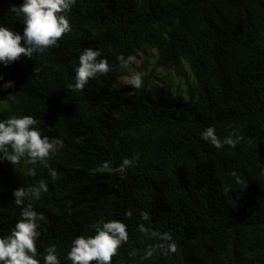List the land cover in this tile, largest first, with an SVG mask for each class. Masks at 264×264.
Returning a JSON list of instances; mask_svg holds the SVG:
<instances>
[{"label": "trees", "instance_id": "trees-1", "mask_svg": "<svg viewBox=\"0 0 264 264\" xmlns=\"http://www.w3.org/2000/svg\"><path fill=\"white\" fill-rule=\"evenodd\" d=\"M22 4L0 0V25L21 35ZM69 19L57 47L0 63V86L14 82L0 90V120L31 115L64 142L48 158L55 180L26 158L0 161V235L20 218L13 191L43 181L48 191L32 201L47 218L41 264L51 245L60 264H71V242L113 219L129 239L111 264H264V0H76ZM87 47L111 71L69 91ZM139 53L142 87L120 86L129 67L120 60ZM209 126L221 139L233 129L243 138L214 148L201 136ZM136 154L138 162L123 164ZM152 231L170 233L178 251L142 259L160 243Z\"/></svg>", "mask_w": 264, "mask_h": 264}, {"label": "clouds", "instance_id": "clouds-1", "mask_svg": "<svg viewBox=\"0 0 264 264\" xmlns=\"http://www.w3.org/2000/svg\"><path fill=\"white\" fill-rule=\"evenodd\" d=\"M76 0H23L19 7V13L23 14L22 23L25 25L23 34L0 25V63L8 65L18 61L21 56L32 59L36 55L44 54L49 49L57 47L63 36L71 32L69 12ZM11 11H17L15 7ZM23 41V43H22ZM101 52L87 47L79 56V66L75 68V83L68 84L69 91L81 92L90 79L98 76H106L111 71V66L106 58L101 59ZM135 58L129 56L121 59L119 67L125 69ZM3 77L0 76V80ZM125 83L132 88L142 87V73H133ZM14 87L13 81L0 86V90ZM11 95V94H9ZM202 139L214 148H222L229 145L235 148L242 136L238 129H233L227 136L221 139L213 126L207 127L201 134ZM63 140L50 138L44 135L38 126L37 120L31 115L11 116L0 120V161H7L16 166L22 159L33 166L43 165L48 169L55 180L57 172L48 163L50 154L56 153L63 147ZM139 155L132 159L125 158L123 164L131 166L138 162ZM107 167V164H105ZM30 175H36V169L30 170ZM237 184L243 181L236 172L232 173ZM228 185L223 186V192L227 195L231 191ZM48 191V185L41 181L38 186L25 188L21 186L13 191L14 204L21 208L20 218L9 234L0 235V264H41L38 258L40 253L37 241L41 236V222H47L43 212L35 209L32 201L39 200L41 194ZM26 201H28L26 203ZM126 215L131 217L129 210ZM144 220L149 219L148 212H142ZM95 234L78 236L71 242L67 259L71 264H111L112 259L118 253V249L129 239L127 226L120 220H101L94 225ZM142 233L148 232L143 224L138 229ZM151 236L158 238L160 243L155 247H149L142 259H149L159 249L164 255L178 251L177 241L168 232L152 231ZM43 264H60L55 245L45 249ZM135 251L129 252L135 256Z\"/></svg>", "mask_w": 264, "mask_h": 264}, {"label": "rangeland", "instance_id": "rangeland-1", "mask_svg": "<svg viewBox=\"0 0 264 264\" xmlns=\"http://www.w3.org/2000/svg\"><path fill=\"white\" fill-rule=\"evenodd\" d=\"M134 58H135L134 62L130 63L128 67V73L119 79L118 84L120 86L127 85L125 81L129 79L133 73L140 72L139 68L143 66L144 55L142 53H139V55L134 56ZM153 62H154L153 60H150V65H149L150 69H152L153 67ZM161 74H167V73L163 71ZM178 80H179L178 77L175 76V81L177 82Z\"/></svg>", "mask_w": 264, "mask_h": 264}]
</instances>
